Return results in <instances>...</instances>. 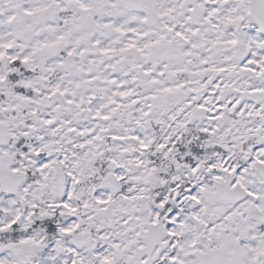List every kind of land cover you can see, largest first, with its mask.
<instances>
[{"label": "snow or ice", "instance_id": "1", "mask_svg": "<svg viewBox=\"0 0 264 264\" xmlns=\"http://www.w3.org/2000/svg\"><path fill=\"white\" fill-rule=\"evenodd\" d=\"M0 264H264V0H0Z\"/></svg>", "mask_w": 264, "mask_h": 264}]
</instances>
